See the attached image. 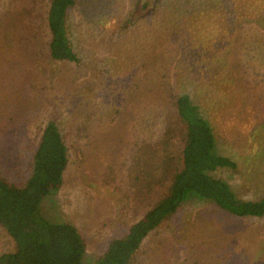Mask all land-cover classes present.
<instances>
[{
    "label": "rangeland",
    "instance_id": "rangeland-1",
    "mask_svg": "<svg viewBox=\"0 0 264 264\" xmlns=\"http://www.w3.org/2000/svg\"><path fill=\"white\" fill-rule=\"evenodd\" d=\"M137 3L74 0L66 29L75 63L48 54L49 0H0V177L23 182L40 130L58 128L68 164L43 207L75 227L84 264L158 197V189L151 197L142 188V197L135 194L137 173L129 166L136 145L157 134L155 122L168 116L167 95L189 97L209 122L218 155L234 166L212 176L243 201L264 192V42H237L231 54L237 66L227 74L233 82L221 75V87L201 90L197 77L206 85L208 74L186 69L182 48L162 44L166 29L158 14L148 26L150 2ZM142 160L140 154L135 162ZM12 247L0 228V254ZM129 264H264V215L230 218L209 201L189 199Z\"/></svg>",
    "mask_w": 264,
    "mask_h": 264
},
{
    "label": "trees",
    "instance_id": "trees-1",
    "mask_svg": "<svg viewBox=\"0 0 264 264\" xmlns=\"http://www.w3.org/2000/svg\"><path fill=\"white\" fill-rule=\"evenodd\" d=\"M140 1L136 7L144 2ZM149 2L144 18L150 26L152 16L159 15L158 21L166 29L162 44L177 43L186 69L208 74L206 85L197 75L195 85L201 90L221 87V75L230 73L229 66H237L231 58L232 52L237 55V42H264V0H145V4ZM73 5L74 0H49L45 45L53 60L77 61L66 29V16ZM173 64L179 65L175 60ZM227 77L233 82L231 75ZM166 98L168 116L163 114L164 119L155 122L157 134L136 145L131 155L134 163L128 164L137 173L135 194L142 197V188L143 196L150 193L151 197L158 189V197L123 235L108 241L92 264H129L142 242L189 199L209 201L230 218L264 215V192L255 201H243L212 176L223 167L234 166L218 155L212 128L198 107L182 93ZM140 154L143 160L137 164ZM67 158L60 131L47 124L38 134L24 181L13 183L0 177V228L13 244L9 252L0 254V264H84L85 245L75 227L43 207L61 187Z\"/></svg>",
    "mask_w": 264,
    "mask_h": 264
}]
</instances>
